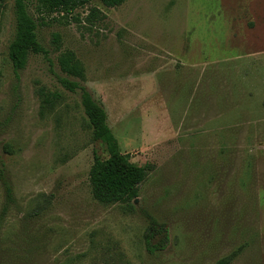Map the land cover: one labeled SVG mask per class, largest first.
I'll return each mask as SVG.
<instances>
[{"label": "rangeland", "instance_id": "obj_1", "mask_svg": "<svg viewBox=\"0 0 264 264\" xmlns=\"http://www.w3.org/2000/svg\"><path fill=\"white\" fill-rule=\"evenodd\" d=\"M14 2L0 0V165L14 197L1 214L0 183L3 262L17 244L30 264H264V0L31 6L49 55L22 71L8 58ZM64 51L83 81L61 72ZM64 78L104 108L121 153L151 167L130 205L93 198L90 170L109 155ZM41 89L60 96L51 109Z\"/></svg>", "mask_w": 264, "mask_h": 264}, {"label": "trees", "instance_id": "obj_2", "mask_svg": "<svg viewBox=\"0 0 264 264\" xmlns=\"http://www.w3.org/2000/svg\"><path fill=\"white\" fill-rule=\"evenodd\" d=\"M100 1L108 8H116L123 5L126 0ZM90 2L91 0H15L14 37L8 47V58L15 71H22L27 67L31 54L49 55L38 38V24L30 13L31 6H36L39 13L42 14L60 13L71 16ZM91 13V16L94 17L100 12L93 9ZM88 21L90 22V18ZM57 39L58 36L56 41H58ZM58 43L56 44L58 45ZM57 61L61 72L67 77L81 81L85 79L84 68L74 52H62ZM61 83L70 92L81 91L82 106L92 128L94 139L106 146L109 155L106 160L96 158L90 170L93 198L105 205H130L139 197L140 186L146 181L151 167L149 165L138 166L130 161L128 155L121 153L118 140L108 125L106 111L84 86L79 82L70 81L68 78L62 79ZM39 94L42 99V108L45 110L51 109L54 103L60 99L56 93H47L44 89H41ZM0 183L4 186L8 201L4 204L1 214H6L14 197L4 166L1 165ZM151 238V236L147 237L148 246L151 245ZM7 254L6 264H30L34 251L32 249L21 250V246L15 244L13 248L8 250ZM4 258L6 257L1 254L0 264H5ZM229 263L230 259H224L218 264Z\"/></svg>", "mask_w": 264, "mask_h": 264}]
</instances>
